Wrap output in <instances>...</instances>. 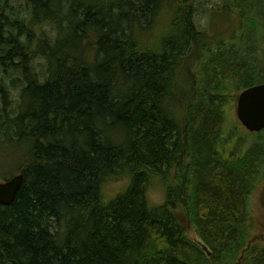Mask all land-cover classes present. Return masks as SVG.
<instances>
[{
    "label": "trees",
    "instance_id": "obj_1",
    "mask_svg": "<svg viewBox=\"0 0 264 264\" xmlns=\"http://www.w3.org/2000/svg\"><path fill=\"white\" fill-rule=\"evenodd\" d=\"M227 8L248 33L201 74L192 67L210 49L190 0H0V146L24 174L0 205V264H236L258 228L264 130L221 156L222 96L264 82L250 44L264 38V0ZM162 24L173 34L158 35ZM155 177L162 205L149 198ZM242 264H264V245Z\"/></svg>",
    "mask_w": 264,
    "mask_h": 264
},
{
    "label": "rangeland",
    "instance_id": "obj_2",
    "mask_svg": "<svg viewBox=\"0 0 264 264\" xmlns=\"http://www.w3.org/2000/svg\"><path fill=\"white\" fill-rule=\"evenodd\" d=\"M230 1L231 0H190L192 4L191 11L196 26L205 33L204 40H207V45L205 44L206 46L203 48L206 50L210 49V52L202 53L197 63H194L192 67L193 72L199 71L202 74L203 67H201L199 63L202 64L203 60L207 59L208 54L212 55L219 47L229 49L230 47H239L243 44V35L248 33L246 20L245 18L242 19L238 13L229 11L230 9L227 8V6L230 4ZM182 10L184 11L183 7ZM160 27L161 28H157L158 35L163 33L173 34V30L164 26V24ZM45 29H47L49 34H53L49 27L45 26ZM260 32L263 33V29H261ZM255 39L256 41L253 40L250 44L255 48L257 45L259 50L255 55L260 57L264 54L263 50L260 49L261 46L262 48L264 47V38L262 35H257ZM151 46L152 42H149V47ZM229 84L230 83L225 87V95L222 96V101L225 105V122L223 125L224 130L221 135L220 149L222 153H220V155L224 157L232 156V150H235L237 154L244 152L253 141L259 139L257 134L250 133L238 120L236 115V96L240 93V90H237V88L231 89ZM11 94L12 102H15L16 93ZM180 102H182L181 98ZM182 107L181 105V116L184 114ZM11 159H13L11 150L5 146H0V182L10 179L12 176L19 173L21 163H18V167L14 168L15 170L13 172H9L11 170ZM127 183L128 181L126 179L122 180L118 183L109 185L107 190L111 195H114L116 191H120L126 187ZM149 198L153 205L164 204L166 198V184L160 180V177H155V181L149 190ZM249 210L251 212L252 221L258 228L248 243V247L242 251L236 264H242V258L252 245H264V177L259 180L256 188L252 191L249 200ZM180 218V222L185 226L187 236L199 243L201 240L187 216L186 208L182 205H180Z\"/></svg>",
    "mask_w": 264,
    "mask_h": 264
},
{
    "label": "water",
    "instance_id": "obj_3",
    "mask_svg": "<svg viewBox=\"0 0 264 264\" xmlns=\"http://www.w3.org/2000/svg\"><path fill=\"white\" fill-rule=\"evenodd\" d=\"M236 115L248 131L258 133L264 130V82L248 87L238 94ZM23 183V173L0 182V205H11Z\"/></svg>",
    "mask_w": 264,
    "mask_h": 264
}]
</instances>
